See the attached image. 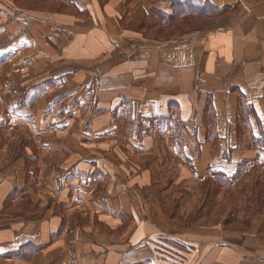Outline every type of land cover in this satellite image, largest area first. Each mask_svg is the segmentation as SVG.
I'll list each match as a JSON object with an SVG mask.
<instances>
[{"label":"crops","instance_id":"crops-1","mask_svg":"<svg viewBox=\"0 0 264 264\" xmlns=\"http://www.w3.org/2000/svg\"><path fill=\"white\" fill-rule=\"evenodd\" d=\"M0 264H264V0H0Z\"/></svg>","mask_w":264,"mask_h":264},{"label":"rangeland","instance_id":"rangeland-1","mask_svg":"<svg viewBox=\"0 0 264 264\" xmlns=\"http://www.w3.org/2000/svg\"><path fill=\"white\" fill-rule=\"evenodd\" d=\"M34 8L35 9H37V10H41L43 7L42 6H34ZM197 8V7H196ZM197 9H200V8H197ZM214 8L210 5H208V6H206V7H204V9H201V10H205V15H203V16H211V18H214V17H217V15L219 16V14L221 13V12H219V11H217V10H213ZM202 17V16H201ZM196 18H199V17H195L194 19H196ZM156 19V18H155ZM157 21H158V17H157V19H156ZM190 20V18L189 17H187V18H184V19H181L180 18V22H179V19H177L176 21H174L172 24H173V26L175 27V28H173L174 29V31H176V35L178 36V38L180 39V37H182L184 34H190V33H193V31H195L196 29H191L192 28V25H190V26H188L189 24V21ZM194 23V22H193ZM157 24H159V27H166V26H169V24L168 23H164V20L162 21L161 20V22L159 21ZM36 88V87H35ZM49 87H47V88H45V89H43L44 91H42V92H45V91H47V89H48ZM34 94H32L30 97H37L36 95H38V93L37 92H33ZM12 118V116L9 118V119H11ZM9 119H7V121H5V123H3V124H5V126L6 125H8L9 123H8V120ZM22 142H21V140L20 139H18V141H17V144H16V150H15V154H17V155H22ZM36 155V154H35ZM240 184H238V186H239Z\"/></svg>","mask_w":264,"mask_h":264},{"label":"trees","instance_id":"trees-1","mask_svg":"<svg viewBox=\"0 0 264 264\" xmlns=\"http://www.w3.org/2000/svg\"><path fill=\"white\" fill-rule=\"evenodd\" d=\"M205 15V10H201V9H197L195 6L191 5V4H177L174 5V9H173V14L168 17L167 19H164V23H168L169 25L172 24L174 21H176L177 19H180L182 17H190V16H195V17H201ZM16 196H12L10 197V200H14L15 201ZM201 209L198 211L200 213ZM196 213V217L201 216V214Z\"/></svg>","mask_w":264,"mask_h":264}]
</instances>
